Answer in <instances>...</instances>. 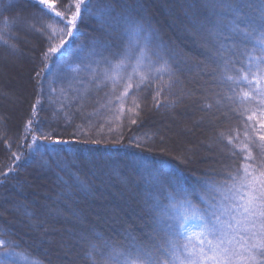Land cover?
<instances>
[{
  "label": "snow or ice",
  "instance_id": "1",
  "mask_svg": "<svg viewBox=\"0 0 264 264\" xmlns=\"http://www.w3.org/2000/svg\"><path fill=\"white\" fill-rule=\"evenodd\" d=\"M17 8L25 10L13 18V24L38 32L47 40L44 60L61 56L71 43L85 37L79 50L89 63L77 65L76 70H92V83L98 88L111 85L112 93L122 88L114 96L118 103L154 84L153 99L157 107L162 106L161 95L178 81L180 64L188 62L175 59V51L165 43L138 0H28L26 6L24 0L11 5L0 0L2 11ZM201 10L205 13L203 20L198 15ZM184 11L185 30L200 41L203 49L204 60L195 61V65L211 78L214 89H219L213 91L216 105L227 106L242 121L244 140L237 142L240 133L219 134L222 142L226 140L221 151H227L228 161L222 172L214 173L223 179L198 178L196 195L202 204L179 183L167 190L168 203L164 207L158 196L149 193L144 201L149 223L147 240L129 227L122 229L120 239L85 228L73 232L71 244L59 241L58 258L61 253L68 257L64 264H264V0H203L188 5ZM207 15L214 17V22L208 21ZM85 19L93 23L91 33L81 31ZM34 22L40 27L36 28ZM18 40L10 27L7 33L0 32V46L8 49L9 56H24ZM92 64L98 68L102 64L103 68L97 71ZM40 75L36 72L37 77ZM132 103L134 107L128 111L138 117L140 104L135 100ZM120 111H124L123 103ZM26 127L31 132V143L22 155L30 153L32 159L39 156L41 171H70L71 161L61 156L66 151L61 145L77 151L80 143L103 142L63 139L55 129L44 131L40 121L31 118ZM5 143L10 149L11 144ZM110 146H119V142L113 141ZM136 147L142 145L138 143ZM22 155L13 152V166L0 172V177L8 178L14 173ZM124 166L132 172L137 167L147 171L142 161ZM110 170L120 174L122 162L112 161ZM60 172L55 174L64 186L62 195H66L74 190L73 185ZM73 176V184L87 190L86 181L76 173ZM22 207L28 226L38 232L43 230L47 237L44 222L33 223L35 213L27 205ZM14 237L8 228L0 230V264H44ZM45 242L52 243L42 238L41 243ZM48 264H52L51 260Z\"/></svg>",
  "mask_w": 264,
  "mask_h": 264
},
{
  "label": "trees",
  "instance_id": "2",
  "mask_svg": "<svg viewBox=\"0 0 264 264\" xmlns=\"http://www.w3.org/2000/svg\"><path fill=\"white\" fill-rule=\"evenodd\" d=\"M27 2L28 0H24L25 6ZM138 2L143 4L144 10L152 18L153 24L159 28L165 43L175 51V59L178 62L185 59L188 61L180 64L181 71L178 73V81L171 90L166 89L161 95L162 106L160 107L156 106L153 99L154 84L133 92L126 102L118 103L114 96L123 91L122 88L116 93L111 92V85L98 88L92 83V70L83 67L76 70L77 65L89 63V59L84 57L79 50L85 37L82 36L79 40L71 43L61 56L44 60L42 53L48 47L47 40L38 32L27 29V35L34 42L33 47L30 48L24 40L26 34L21 31L19 25L13 24V18L25 9L0 10V32L7 33L8 28H12L19 38L18 42L22 49L27 55L29 52L31 54L27 67L29 95L21 110L18 109L20 114L7 116L8 113L0 106V172H5L10 166H13L11 159L13 152L22 155L27 144L31 143V132L26 127L30 118L39 120L44 131L55 129L56 135L63 139L103 141L99 144L80 143L76 145L77 151L69 150L68 145L59 146L66 150L65 153H61V156L71 161L68 172H60L59 169H56L55 172L41 171L39 156L32 159L29 153L27 156L22 155V159L15 166L16 171L8 178L0 177V230L8 228L14 232V238L18 239L23 247L32 251L35 256L44 260V264H48L49 260L52 264H64L66 260L59 259L57 256L59 247L57 241L64 240L71 244L69 239H73V232H79L85 228L95 229L120 239L122 229L129 227L144 240H147L149 223L144 209V201L149 198V193L158 196L160 206L164 207L168 203L167 190L170 187H176L179 183L180 187L193 197V200L200 202L196 195L200 184L198 178L223 179L222 176L214 175V173L223 171V164L228 161L226 150L219 161L215 162V159L199 161L198 157L193 161L186 159L180 150L174 149L169 154L164 144L159 141L162 134L158 129L164 124L155 125L154 118L170 113L177 114L180 106L185 102L183 94L190 97L194 93L193 89L196 84L198 87L203 81H207L204 88L205 95L200 96L199 101L198 108L201 113L198 112L196 117L200 118L202 114L210 111L227 114L225 120L220 119L209 128L207 126L202 130H200V126L192 128L195 134L193 142L197 145L201 141L213 140L211 149L201 148L197 155L212 154L213 151L224 148L226 140L222 142L219 135L221 132L226 135L240 133L237 142L244 140L242 121L237 119L227 106L216 105L213 91L219 89H214L208 75L191 65L195 61L204 60L200 44H197L195 48L185 45L183 40L168 27V23L173 21L171 19L173 14L179 18L185 29L184 10L194 2L203 3V0H175L171 10L166 4L161 3L164 0H138ZM7 3L11 5L17 3V0H7ZM174 7L181 8V11L178 10L175 13L176 10H174L172 13ZM193 11L197 10L193 9ZM198 15L202 20L205 19V13L202 10ZM5 17L8 18L7 22ZM207 20L214 22L215 18L207 15ZM34 23L36 28L40 27L38 22ZM81 31L91 33L93 23L89 19H85L81 24ZM225 34L227 35V33ZM182 38L184 41H195L190 32L186 30H184ZM1 52L8 53V49L0 46ZM97 59L99 58L97 57ZM100 68H103L102 64L99 68L96 64H92V69L99 71ZM36 72H40L41 75L37 77ZM192 72H196L197 76L193 81H188L187 78ZM167 80L168 77L165 76L164 81L167 82ZM53 89L55 91H52ZM177 98H179L177 102L172 104L171 101ZM133 100L140 104V108L137 109L140 113L138 117L128 111L129 108L134 107ZM121 103L124 106L123 112L120 111ZM207 104H212V107L207 108ZM33 105H35V109H33ZM133 119L137 121L135 124L132 123ZM5 141L11 144L10 149L6 146ZM113 141H118L119 146H110ZM138 143L142 147L137 148ZM18 145L23 147H18ZM186 146H193V144L187 142ZM177 147L176 145V149H179ZM134 160L142 161L147 166V171L143 167H137L136 171L132 172L129 167L124 166ZM112 161L122 162L120 174H113L110 170ZM33 172L40 173V182L34 183L31 180ZM56 172H60L64 180L73 185L74 190L71 193L62 195L65 189L63 184L57 180ZM149 172L151 175L148 174ZM73 173L78 174L81 179L86 181L87 190H81L78 185L73 184ZM18 180L21 183H17ZM39 187L43 195L36 193ZM120 187L123 188L120 197L116 195L112 198L114 200L126 198L129 207L140 214V219L143 220L140 226H130L127 222L118 225L112 224V222L109 224L93 223L91 219L84 218L83 207L88 203L97 204V197L104 190L108 189L109 192V188ZM129 192L134 198L130 197ZM105 193L107 191H104ZM200 203L202 204V202ZM8 205L14 207L13 213L3 210ZM23 205H27L29 210L35 213V216L31 218L33 223L44 222L48 229L47 237H44L43 230L38 232L28 226V218L23 215ZM69 213L73 215L75 213L74 223L66 219L65 215ZM14 218L15 222H13ZM42 238L52 241V243H41Z\"/></svg>",
  "mask_w": 264,
  "mask_h": 264
},
{
  "label": "rangeland",
  "instance_id": "3",
  "mask_svg": "<svg viewBox=\"0 0 264 264\" xmlns=\"http://www.w3.org/2000/svg\"><path fill=\"white\" fill-rule=\"evenodd\" d=\"M161 3L163 5L166 4L168 9L171 10V7L175 3V0H164V2ZM174 10H176V13L178 12V10L181 11V8L174 7L172 13L174 12ZM171 19L173 21H170L168 23V27L170 28V30L174 31L177 37L183 40L182 42L185 45L187 44L188 46L195 48L197 44H200L199 40L184 41L182 36L185 29L183 28L181 21L177 16L173 14ZM19 27L21 31L26 34V37L24 38L26 43H28L30 48L33 47L34 42L27 35V28L23 25H19ZM30 56V52L27 55L25 51L24 56L21 58L9 56L8 53H0V106L5 109V111L8 113L7 116H18L20 114L21 108L24 106L28 98L29 82L27 77V67ZM191 65L192 67H196L195 63ZM196 76L197 73L192 72V74L188 76L187 80L193 81ZM206 82L207 81H203L202 84H199L198 87L196 84V87H194L193 89L194 93L190 97H187V95L183 94L185 96V102L182 104V106H180L179 110L177 111V114L174 115L170 113L166 116H159L154 118L155 125L164 124L161 128L158 129L159 133L162 134L159 138V141L164 144V147L169 154L172 153V150L175 149L180 150V153L186 159H191L194 161L197 160L198 157L199 161H206V159H215V162L216 160L219 161V158H221L224 154L222 153L221 149H218L217 151H213L214 153L212 154L208 153L206 155H197L201 148H204V150L211 149L213 146V140L209 139V141L206 142L201 141L198 143V145L197 143L193 142L195 134L193 133L192 128L200 126V130H202L207 127L209 128L220 119L225 120L227 118L226 113H217L216 111L205 112L204 114H202V117H196L198 112L201 113L198 107L200 96L202 97L205 95L204 88L206 86ZM19 108L20 110H18ZM15 109H17V111H15ZM187 142L193 144V146H186ZM176 145L179 149H176ZM39 174V172H33L31 174V180L34 181V183L41 181ZM37 190L38 191L36 193H38L39 195H43V192H41L40 187ZM104 191H107V193L104 194ZM104 191L97 197V204L88 203L85 207H83L84 218L91 219V222L93 223L102 222L109 224L110 222H112V224L118 225L119 223L127 222L130 226L141 225L143 220L140 219V214L129 207L126 198H120L115 200L112 198L116 195L120 197V194L123 192L122 187L115 189L109 188V192L108 189ZM129 195L131 198H134L130 192ZM9 206L10 205H8V207L5 206L3 210L5 212L13 213V211H15L14 207ZM65 217L67 220L74 223L75 217L73 214L69 213L68 215H65ZM15 220L16 219L14 218L13 222H15ZM116 230L119 231V229ZM69 240L72 242L73 239L71 238ZM57 244L59 246V241H57ZM69 255L71 256L72 254ZM59 259L67 260L68 257H64L61 253Z\"/></svg>",
  "mask_w": 264,
  "mask_h": 264
}]
</instances>
